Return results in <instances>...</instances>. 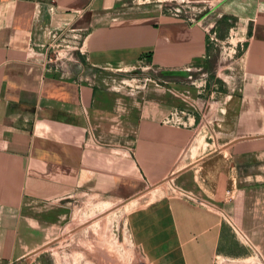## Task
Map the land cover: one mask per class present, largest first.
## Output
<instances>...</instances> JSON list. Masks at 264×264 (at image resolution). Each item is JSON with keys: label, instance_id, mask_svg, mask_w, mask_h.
<instances>
[{"label": "crops", "instance_id": "0c3cea01", "mask_svg": "<svg viewBox=\"0 0 264 264\" xmlns=\"http://www.w3.org/2000/svg\"><path fill=\"white\" fill-rule=\"evenodd\" d=\"M130 1L0 0V264L37 260L57 230L43 206L152 187L160 195L128 215L148 264L264 255V0H181L192 16ZM229 57L238 89L167 123L199 102L193 74L222 82L209 70ZM143 65L157 75L132 78ZM209 113L223 130L204 142Z\"/></svg>", "mask_w": 264, "mask_h": 264}, {"label": "rangeland", "instance_id": "374dc122", "mask_svg": "<svg viewBox=\"0 0 264 264\" xmlns=\"http://www.w3.org/2000/svg\"><path fill=\"white\" fill-rule=\"evenodd\" d=\"M130 3L151 5L154 8H160L165 14L192 16L193 13L191 9L185 7V3L181 2V0H132ZM57 49L62 50L63 48ZM59 53L63 56L65 55V52ZM53 55L55 58L57 53H53ZM228 59L221 65V69L214 66L213 68L210 67L209 70L210 74L219 70H221L223 75L226 74L227 76L223 78L222 82L211 81L210 76L201 80L200 76H198L199 72L193 74L195 84H190L191 95L196 100L199 98V102L195 101L193 105H189L188 109L193 111L194 114L199 116L198 110L201 113H205L207 108L211 110L212 105L214 106L217 102L224 101L227 98V94L236 91L234 90L236 88L238 89L240 81L239 66L232 64V58L229 57ZM129 73L132 74V78H140V80H143L149 74H156L152 69H148L147 65L137 66L133 72ZM127 75L119 74L118 76L121 78H131ZM144 82L146 81H139L137 83L143 85ZM210 82L216 84V86L213 85V90L217 93L213 96H211V92L204 91L207 88L209 89ZM203 101L207 103L206 107L202 105ZM219 123L209 113L208 117L202 123L200 121L198 125L199 131H201L199 133L200 139L204 141L205 136L215 138L217 133L221 134L220 132L223 129L221 127L222 124ZM209 140L211 139L209 138ZM161 188L163 194L171 191V188L168 186L167 188ZM153 189L152 187L151 190H147L145 195L136 201L79 195L58 203V208L52 207L49 204L43 206V213L47 214L56 209L54 216L50 218L55 219L57 222V230L53 238L39 250L40 254L33 263L148 264L140 249L131 239L128 215L132 209L153 200L154 192L155 197L160 195L157 190L152 191ZM235 227L238 231V226L235 225ZM238 233L235 234L233 239H230V242L232 248L236 252L240 251L242 256H244L243 253L247 251L249 246H246L247 243L244 237H242L243 235H240V232ZM251 256L252 258L235 263L264 264V255L259 256L252 253Z\"/></svg>", "mask_w": 264, "mask_h": 264}, {"label": "built area", "instance_id": "2783aa9c", "mask_svg": "<svg viewBox=\"0 0 264 264\" xmlns=\"http://www.w3.org/2000/svg\"><path fill=\"white\" fill-rule=\"evenodd\" d=\"M67 49V47H66ZM58 55H61L58 53ZM192 79V78H191ZM193 111L188 110V109H176L173 111L171 116L166 120L167 123H173V124H180V125H185L191 117H193ZM184 116L186 118L184 119Z\"/></svg>", "mask_w": 264, "mask_h": 264}, {"label": "trees", "instance_id": "16d2710c", "mask_svg": "<svg viewBox=\"0 0 264 264\" xmlns=\"http://www.w3.org/2000/svg\"><path fill=\"white\" fill-rule=\"evenodd\" d=\"M219 82H221V81L219 80Z\"/></svg>", "mask_w": 264, "mask_h": 264}]
</instances>
